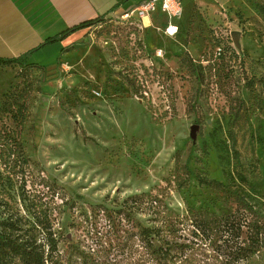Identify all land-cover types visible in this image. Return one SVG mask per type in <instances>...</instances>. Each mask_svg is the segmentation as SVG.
<instances>
[{
    "label": "rangeland",
    "instance_id": "1",
    "mask_svg": "<svg viewBox=\"0 0 264 264\" xmlns=\"http://www.w3.org/2000/svg\"><path fill=\"white\" fill-rule=\"evenodd\" d=\"M259 4L264 0H217L205 8L190 3L172 20V35L162 14L147 27L133 18L107 17L79 45L61 49L52 63L2 70L0 120L11 122L3 111L10 97L23 99L19 139L34 184L21 195L18 183L0 184V219L18 213L32 223L39 217L51 225L60 251L69 243L84 245L102 264H147L140 225L185 242L194 263H233L235 243L248 235L245 226L237 238L224 233L218 240L212 234L204 239L193 220L208 214L243 221L251 215L193 174L237 189L264 220ZM234 31L240 47L233 43ZM219 43L229 49L215 57ZM135 78L144 85L137 91ZM187 158L192 174L185 169ZM101 207L109 219L103 210L94 213ZM84 218L93 220L92 229Z\"/></svg>",
    "mask_w": 264,
    "mask_h": 264
},
{
    "label": "trees",
    "instance_id": "2",
    "mask_svg": "<svg viewBox=\"0 0 264 264\" xmlns=\"http://www.w3.org/2000/svg\"><path fill=\"white\" fill-rule=\"evenodd\" d=\"M259 10L264 13V4L258 5ZM103 21V17H97L93 20L84 21L79 25L69 27L59 34L46 38L38 48L62 41L70 32L77 29H90L91 26L97 25ZM221 47L219 55L215 57H222L227 52L229 47L219 43ZM68 46L63 48V52H67ZM33 51H28L15 58H0V66H17L23 68L28 66L29 56ZM232 53V52H231ZM143 87V81H138L136 78L132 81V87L135 91ZM20 100V97H10L3 105V111L10 114L11 122L0 120V184L8 188L15 183H18L20 195L27 193V184H34L30 181L27 175H31V167L29 158L25 155L23 147L20 143V125L23 119L25 104ZM1 118V117H0ZM231 152L235 163L239 161V153L236 148V139L234 133L230 131ZM189 158L185 161V169L187 174H192L188 165ZM193 177L201 185L218 187L222 195L227 199H232L240 209L244 210L250 219H244L233 215L213 216L204 214L198 216L193 220V226L205 234L208 238L209 234L213 235L216 240L223 237L224 233L227 236L238 237L242 225L247 229L248 235L243 243H235L233 263L240 264L239 261L245 262L243 264H264V220L257 216L253 209V205L241 194L237 189L224 185L222 182L194 173ZM40 185H48L43 183L42 179L35 177ZM4 204V203H3ZM2 203H0V206ZM103 210L106 217L109 219L108 210L105 208H98V212ZM95 215V216H96ZM93 220L95 217L92 216ZM50 220V214H49ZM93 220L84 218L86 228L93 227ZM46 221L49 223L48 218ZM16 214H6L0 219V264H102L96 262L89 251H86L84 245H69L63 251L58 249V239L50 226H46L44 221L39 217L32 223ZM29 224V225H28ZM169 233L171 232L170 229ZM213 232V233H212ZM139 238L143 244L146 258L143 263L147 264H197L193 259L186 254L187 245L183 241H175L159 236L160 229L149 228L146 226H139ZM156 237H159L156 238ZM156 239L159 243L155 244ZM215 240V241H216ZM254 262V263H249ZM116 264V263H105Z\"/></svg>",
    "mask_w": 264,
    "mask_h": 264
},
{
    "label": "crops",
    "instance_id": "3",
    "mask_svg": "<svg viewBox=\"0 0 264 264\" xmlns=\"http://www.w3.org/2000/svg\"><path fill=\"white\" fill-rule=\"evenodd\" d=\"M143 1L145 0H0V58H15L33 51L29 56V65L50 64L65 46L70 45V48L79 45L87 29L74 30L62 41L38 48L46 38L97 17L104 19L118 16ZM215 2L217 0H182L183 12L185 5L190 3L205 8L213 6ZM160 14L164 15L156 11L140 22L147 27ZM11 67L0 66V73Z\"/></svg>",
    "mask_w": 264,
    "mask_h": 264
},
{
    "label": "built area",
    "instance_id": "4",
    "mask_svg": "<svg viewBox=\"0 0 264 264\" xmlns=\"http://www.w3.org/2000/svg\"><path fill=\"white\" fill-rule=\"evenodd\" d=\"M156 11L163 13L169 20L168 27L166 28L167 34H174L176 32V25H172L171 22L172 20L179 19L183 14V4L181 0H145L141 3H138L133 8L121 13L120 17L124 20L126 19V21H129L131 18H133V21L137 22V26L140 27V21ZM170 26L174 28L173 33H171L169 29ZM220 51L221 47L217 46L215 50V56L219 55ZM156 54L161 56L162 50H157Z\"/></svg>",
    "mask_w": 264,
    "mask_h": 264
},
{
    "label": "water",
    "instance_id": "5",
    "mask_svg": "<svg viewBox=\"0 0 264 264\" xmlns=\"http://www.w3.org/2000/svg\"><path fill=\"white\" fill-rule=\"evenodd\" d=\"M232 36V40L233 43L235 44L236 47H240V43H239V36L240 33L238 31H234L231 33ZM197 126H192L191 127V135L194 137L195 136V130H196Z\"/></svg>",
    "mask_w": 264,
    "mask_h": 264
},
{
    "label": "bare ground",
    "instance_id": "6",
    "mask_svg": "<svg viewBox=\"0 0 264 264\" xmlns=\"http://www.w3.org/2000/svg\"><path fill=\"white\" fill-rule=\"evenodd\" d=\"M170 31H171V33H173V31H174V28L172 27V26H170ZM167 33V32H166Z\"/></svg>",
    "mask_w": 264,
    "mask_h": 264
}]
</instances>
